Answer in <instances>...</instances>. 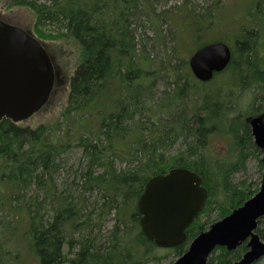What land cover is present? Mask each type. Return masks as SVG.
<instances>
[{"label": "trees", "instance_id": "obj_1", "mask_svg": "<svg viewBox=\"0 0 264 264\" xmlns=\"http://www.w3.org/2000/svg\"><path fill=\"white\" fill-rule=\"evenodd\" d=\"M161 3L166 0H0L4 9L33 11V29L21 26L48 49L46 39L63 37L79 47L73 74L59 72L56 79L62 90L69 83L62 126L52 129L64 130L61 135L46 124L0 120V264H11L23 249L37 264H149L169 252L178 258L208 229L214 211L222 218L259 190L232 178L259 152L250 120L264 117L262 16L233 40L229 66L203 83L194 78L188 56L207 44L203 38L217 10L208 15L188 6L159 10ZM146 22L162 59L152 56L147 40L138 39ZM53 58L60 68L63 59ZM160 79L166 88L157 96ZM243 96L250 105L239 111ZM221 138L236 162L213 153L212 142ZM178 143L184 148L173 154ZM175 167L200 174L209 197L187 229V240L165 250L144 235L137 201L152 176ZM62 171L69 179L60 187ZM257 232L264 239V217ZM246 250L245 243L233 251L218 247L208 263L232 264Z\"/></svg>", "mask_w": 264, "mask_h": 264}, {"label": "water", "instance_id": "obj_2", "mask_svg": "<svg viewBox=\"0 0 264 264\" xmlns=\"http://www.w3.org/2000/svg\"><path fill=\"white\" fill-rule=\"evenodd\" d=\"M232 60L229 44L221 41L195 50L188 63L194 77L211 81ZM56 70L41 42L21 26L0 18V120L25 121L39 112L51 97ZM255 145L262 153L263 182L259 191L230 214L198 234L173 264H208L217 247L247 251L233 264H254L264 257V240L257 232L264 217V117L250 120ZM200 174L175 167L152 176L137 201L140 225L158 248L172 249L187 240V229L204 210L208 189Z\"/></svg>", "mask_w": 264, "mask_h": 264}, {"label": "rangeland", "instance_id": "obj_3", "mask_svg": "<svg viewBox=\"0 0 264 264\" xmlns=\"http://www.w3.org/2000/svg\"><path fill=\"white\" fill-rule=\"evenodd\" d=\"M43 1V0H40ZM179 6H188L194 10L195 13L201 12L202 14H207L208 11L217 10V16L214 19V26L210 28V32L203 38L204 42H214L218 40H225L231 44V46H235L233 40H235L236 36L241 33V28L245 25L248 28L252 27L254 22L259 23L260 17L262 16L260 22L264 21V0H220L218 4H215L212 0H166V3H161L158 7L159 10H175L174 8ZM208 10V11H207ZM0 12L2 14V18L7 21L16 22L19 25L27 27L29 29H33V25L35 23L36 17L33 11L27 6H15L10 7L9 9H4V7L0 4ZM187 22H185L186 24ZM207 24V23H204ZM264 24V22H263ZM262 25V29L264 32V26ZM148 28L143 30H139L138 39L147 40L148 44L150 45L149 48L152 49V56L158 57V59H162L164 56V52L162 48L158 46V44L152 41L153 39V31L150 29L149 22H146ZM164 32L169 34L167 24H163L162 26ZM182 28L184 26L182 25ZM49 32L58 33L56 29H52L48 27ZM185 37H186V33ZM183 34V35H184ZM237 34V35H236ZM168 45L173 47L174 42L170 36L167 37ZM202 41V40H201ZM264 41V40H263ZM47 45L52 52V55H55L56 58L63 59V61L58 60L60 64V68H58L61 75L66 73V77H70L73 74L74 69L76 68L77 64L79 63V47L69 38L63 37L60 39H46ZM144 42V41H143ZM145 43V42H144ZM60 51L64 52L62 57L58 56ZM188 56V54H186ZM189 58V56H188ZM216 83L220 80V77L216 78ZM166 82V81H165ZM164 79L158 80L156 85V95L161 96V91H163L166 87H164ZM214 88V86H211ZM64 90H62L59 86L56 85L57 93L53 96L50 100L49 104L45 106L39 113H37L33 118L29 121L24 122L26 125L37 126L40 124H46L51 127V132L53 135H61L64 130L54 132L52 131L55 124L62 123V111L67 103V96H68V89L69 83L64 85ZM66 91V92H65ZM113 96V94L111 93ZM110 100V97H109ZM250 98H246V96L242 97V100L238 104V110L244 109L246 106L250 105L249 102ZM106 107H110V103L106 104ZM63 128V127H62ZM215 131V130H214ZM75 134V133H73ZM253 139V137H252ZM254 142V139H253ZM236 143V142H235ZM255 144V143H254ZM237 145V144H236ZM239 146V145H238ZM184 147L178 143L173 150L171 151L173 154L178 152V150H182ZM240 148V146H239ZM212 151L216 154H221L222 158L226 160L227 163L236 162L238 159L235 156L230 157V150L228 151L227 141L221 139H216L212 142ZM214 155V154H213ZM262 153L259 150L252 152L247 161H246V168L238 173H235L233 176V180L236 183H246L245 186L250 190L259 189L262 180H263V166L261 162ZM226 163V164H227ZM225 164V163H223ZM222 167V165H219ZM217 167V166H216ZM219 167V168H220ZM219 168L214 170L215 172V179L219 182V186L221 185V177L219 175ZM69 179L68 173L62 171L59 174V178L57 184L62 187V182L64 180ZM214 180L209 182L213 184ZM222 186V185H221ZM223 189V187L221 188ZM219 202L220 199L218 200ZM216 205V204H215ZM220 216L218 215V211H214L210 216V219L206 223V227L209 228L214 222L220 220ZM206 220V219H205ZM27 249H23L22 253L17 256V259L13 260L11 264H37L34 261L33 256L26 251ZM164 253V252H163ZM219 252L216 251L212 255V257L216 256ZM177 260V257L174 253L169 252L167 257H163L161 260L157 262H151L149 264H173ZM215 264H217L215 262ZM255 264H264V257L258 260Z\"/></svg>", "mask_w": 264, "mask_h": 264}, {"label": "flooded vegetation", "instance_id": "obj_4", "mask_svg": "<svg viewBox=\"0 0 264 264\" xmlns=\"http://www.w3.org/2000/svg\"><path fill=\"white\" fill-rule=\"evenodd\" d=\"M54 63H55V61H54ZM55 66H56V63H55ZM55 91H56V86H55V88H54V90H53V93H54ZM255 263H256V262H255ZM255 263H254V264H255Z\"/></svg>", "mask_w": 264, "mask_h": 264}, {"label": "bare ground", "instance_id": "obj_5", "mask_svg": "<svg viewBox=\"0 0 264 264\" xmlns=\"http://www.w3.org/2000/svg\"><path fill=\"white\" fill-rule=\"evenodd\" d=\"M237 261H238V260H237ZM235 262H236V261H235ZM235 262H233V263H235ZM233 263H232V264H233Z\"/></svg>", "mask_w": 264, "mask_h": 264}]
</instances>
